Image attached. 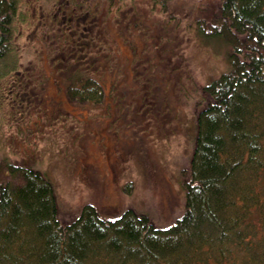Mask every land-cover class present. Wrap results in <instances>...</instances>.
Listing matches in <instances>:
<instances>
[{
    "label": "trees",
    "instance_id": "trees-1",
    "mask_svg": "<svg viewBox=\"0 0 264 264\" xmlns=\"http://www.w3.org/2000/svg\"><path fill=\"white\" fill-rule=\"evenodd\" d=\"M92 1L79 0L85 22L97 13ZM104 1L105 12L126 0ZM174 1L148 3L176 25L186 14L188 28L222 44L228 60L191 99L195 134L180 172L182 208L168 224L150 204L117 216L90 202L65 208L47 173L7 159L0 171V264H264V0ZM20 3L0 0V79L15 62ZM103 35L84 40L83 58L63 59L58 86L70 101L105 98L103 79L91 73L94 57L85 58L98 44L109 54Z\"/></svg>",
    "mask_w": 264,
    "mask_h": 264
},
{
    "label": "rangeland",
    "instance_id": "rangeland-1",
    "mask_svg": "<svg viewBox=\"0 0 264 264\" xmlns=\"http://www.w3.org/2000/svg\"><path fill=\"white\" fill-rule=\"evenodd\" d=\"M148 1L104 12L105 1L93 0L97 13L85 22L79 0H21L15 62L0 79L2 175L7 159L31 164L54 180L65 208L90 202L117 216L150 204L163 223L172 221L193 148L191 99L228 60L222 44L188 28L186 14L176 25ZM101 34L109 54L98 44L85 58L94 57L91 73L103 79L105 98L70 101L58 86L62 61L83 58L84 40Z\"/></svg>",
    "mask_w": 264,
    "mask_h": 264
}]
</instances>
